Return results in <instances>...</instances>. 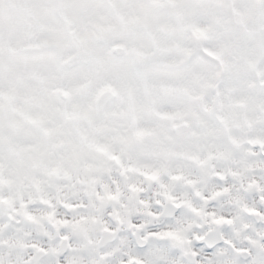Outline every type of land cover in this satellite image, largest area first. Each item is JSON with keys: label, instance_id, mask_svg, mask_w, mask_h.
I'll return each mask as SVG.
<instances>
[{"label": "clouds", "instance_id": "1", "mask_svg": "<svg viewBox=\"0 0 264 264\" xmlns=\"http://www.w3.org/2000/svg\"><path fill=\"white\" fill-rule=\"evenodd\" d=\"M0 264H264V0H0Z\"/></svg>", "mask_w": 264, "mask_h": 264}]
</instances>
